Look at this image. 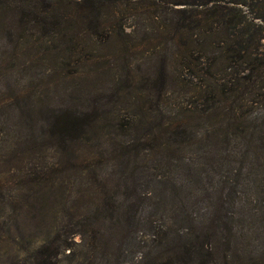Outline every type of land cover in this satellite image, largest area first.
Returning a JSON list of instances; mask_svg holds the SVG:
<instances>
[{
	"label": "trees",
	"instance_id": "obj_1",
	"mask_svg": "<svg viewBox=\"0 0 264 264\" xmlns=\"http://www.w3.org/2000/svg\"><path fill=\"white\" fill-rule=\"evenodd\" d=\"M115 1L0 0V26L10 25L3 38L18 41L15 23L34 29L37 41H58L68 84L55 96L65 105L34 116L9 110L3 120L25 113L19 121L45 131L57 157L53 169L71 178L83 172L92 186L82 193L95 194L82 234L91 241L90 263L122 264L133 248L126 236L138 232L143 264H264V249L254 253L243 237L264 235V225L254 226L264 209L250 207L254 190L264 201V0H161L175 13L164 35L175 43L177 72L163 59L156 75L143 79L140 95L127 89V77L124 85L119 79L110 96L130 105L127 120L118 119L108 95L96 101L82 87L95 83L100 55L89 54L86 69L69 71L79 40L100 47L130 35L119 18L127 0ZM111 130L126 139L107 141L101 133ZM61 245L42 244L36 264H56Z\"/></svg>",
	"mask_w": 264,
	"mask_h": 264
},
{
	"label": "rangeland",
	"instance_id": "obj_2",
	"mask_svg": "<svg viewBox=\"0 0 264 264\" xmlns=\"http://www.w3.org/2000/svg\"><path fill=\"white\" fill-rule=\"evenodd\" d=\"M114 4H106L104 11L110 14L116 9ZM161 4V0H127L123 4L125 10L119 13L120 25L130 32L124 42L113 37L98 47V42L91 45L82 39L72 46L74 54L71 57L73 61H69V71L86 69L89 54L96 52L100 55L98 59L94 58L97 69L93 74L95 83L82 86L90 89L89 93L96 101L102 94L109 96L110 103H116V98L111 101L110 93L119 88V79H123L124 85L126 77L130 86L127 89L140 95L143 79L155 76L163 59L167 60L166 63L170 61L169 69L177 72L175 58H179L175 43L164 35L175 13L167 4ZM60 8L65 10L68 7ZM9 27L0 26V264H36L37 250L50 240H58L64 246L56 257V264H101V260L90 263L94 252L89 235L84 234L86 242L82 240L91 215L87 207L93 205L91 197H95L91 189L82 194L92 187L86 184L83 172L71 178L70 173L60 172L55 166L53 169L57 157L51 151L50 143L45 141V131L41 125L32 124L30 119L19 121L25 120V113L12 121L3 120L9 110L23 108L24 112L34 116L36 109L63 105L55 96H59L68 85L61 79V67L67 59L60 49L54 50L59 46L58 41L47 43V37L37 41V34L27 24L16 26L14 23L13 28H21L20 33L15 32L18 41L6 40L2 31ZM104 27L112 26L106 23ZM88 46L91 50L85 53ZM82 52L84 54L77 59ZM86 80L80 77V81ZM113 107L120 120H127L133 113L127 102H118ZM101 134L107 141L126 139L115 130ZM137 163L144 161L139 157ZM145 177L143 175L142 182ZM255 194L256 201L250 207L263 210L264 201L255 190L251 197ZM263 225L264 220L257 218L254 226ZM140 227H137L139 232L142 230ZM129 236L132 237L129 242L133 248L124 251L121 262L143 264V235L137 232L126 238ZM249 236L243 235L244 243H250L254 253L264 249L261 247L264 235ZM259 242L260 247L257 245L253 250Z\"/></svg>",
	"mask_w": 264,
	"mask_h": 264
}]
</instances>
